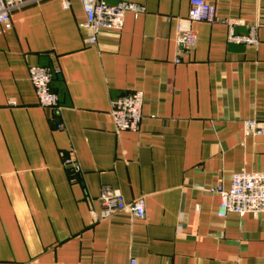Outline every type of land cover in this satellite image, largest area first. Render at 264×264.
I'll use <instances>...</instances> for the list:
<instances>
[{"label": "crops", "instance_id": "1", "mask_svg": "<svg viewBox=\"0 0 264 264\" xmlns=\"http://www.w3.org/2000/svg\"><path fill=\"white\" fill-rule=\"evenodd\" d=\"M68 1L30 2L0 25V264H264V211L220 216L211 190L264 171V133L242 121L264 119V0H207L219 19L191 23L179 62L189 0H125L144 10L92 44ZM221 18L254 27L256 44L228 41ZM34 64L51 71L58 108L38 104ZM131 90L143 93L139 127L116 132L112 100ZM106 185L144 196V217L101 218Z\"/></svg>", "mask_w": 264, "mask_h": 264}, {"label": "built area", "instance_id": "2", "mask_svg": "<svg viewBox=\"0 0 264 264\" xmlns=\"http://www.w3.org/2000/svg\"><path fill=\"white\" fill-rule=\"evenodd\" d=\"M38 0H0V25L10 28V13L13 9ZM82 5L85 20L81 26L87 28L84 40L88 44L95 43L101 29L119 30L124 21L126 12L137 15L144 10L142 4L132 1H119L110 4L105 0H79ZM63 6L69 4L62 0ZM219 19L215 5L207 0H189L187 14L177 18L175 28V56L174 62H179L191 52L196 43V32L191 23L193 21L213 22ZM227 24L226 38L230 42H244L256 44L257 36L254 27H250L247 34L235 33L232 26L240 19L221 18ZM29 79L34 87L38 104L46 108H58L56 94L50 88L51 71L41 65H30L28 68ZM143 93L141 90H131L112 100L110 115L116 132L124 129L136 130L141 119ZM243 121L244 134L264 133V119L245 118ZM64 164L69 168L77 169V165L65 158ZM218 196L217 213L225 216L229 212L239 215L264 211V171L261 170H236L230 175L228 188L220 184L212 187ZM98 200L100 202L99 216L109 217L116 212H127L132 217H144L145 198L137 196L125 200L118 188L103 186ZM105 264V263H102ZM124 264H137L135 257L129 258Z\"/></svg>", "mask_w": 264, "mask_h": 264}]
</instances>
